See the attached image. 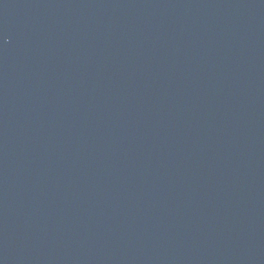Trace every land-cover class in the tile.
Masks as SVG:
<instances>
[{"label":"water","instance_id":"water-1","mask_svg":"<svg viewBox=\"0 0 264 264\" xmlns=\"http://www.w3.org/2000/svg\"><path fill=\"white\" fill-rule=\"evenodd\" d=\"M0 264H264V0H0Z\"/></svg>","mask_w":264,"mask_h":264}]
</instances>
